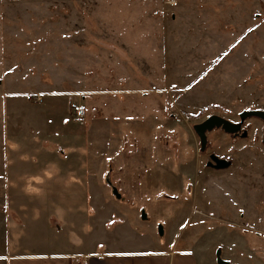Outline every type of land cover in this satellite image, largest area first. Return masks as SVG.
Here are the masks:
<instances>
[{"label":"rangeland","instance_id":"1","mask_svg":"<svg viewBox=\"0 0 264 264\" xmlns=\"http://www.w3.org/2000/svg\"><path fill=\"white\" fill-rule=\"evenodd\" d=\"M250 110L264 0H0V256L88 251L122 223L264 264V121L205 152L194 131Z\"/></svg>","mask_w":264,"mask_h":264},{"label":"crops","instance_id":"2","mask_svg":"<svg viewBox=\"0 0 264 264\" xmlns=\"http://www.w3.org/2000/svg\"><path fill=\"white\" fill-rule=\"evenodd\" d=\"M117 230L103 239L92 237L89 243L83 241V245L91 246L88 251L67 248L0 256V264H202L198 254L179 249L175 241L148 239L145 234L144 239L130 242L124 239L129 229L121 223Z\"/></svg>","mask_w":264,"mask_h":264},{"label":"water","instance_id":"3","mask_svg":"<svg viewBox=\"0 0 264 264\" xmlns=\"http://www.w3.org/2000/svg\"><path fill=\"white\" fill-rule=\"evenodd\" d=\"M257 118L264 121V111L261 110H250L244 111L240 114V122L234 123L225 118H222L217 115H213L206 119L203 123L195 125L194 131L198 135L200 139L201 151L205 152L208 147V137L207 134L214 129H222L225 133L240 136L245 139L248 137V132L243 130V123L250 119ZM263 144H264V136H263ZM230 162L217 157L216 155L210 156V161L207 163V166L213 168L215 170H225L230 167ZM145 218V217H144ZM160 235L163 234V230L159 228ZM221 250L217 251V264H230L228 261H225L222 257Z\"/></svg>","mask_w":264,"mask_h":264},{"label":"built area","instance_id":"4","mask_svg":"<svg viewBox=\"0 0 264 264\" xmlns=\"http://www.w3.org/2000/svg\"><path fill=\"white\" fill-rule=\"evenodd\" d=\"M79 116H83V111L78 112Z\"/></svg>","mask_w":264,"mask_h":264}]
</instances>
